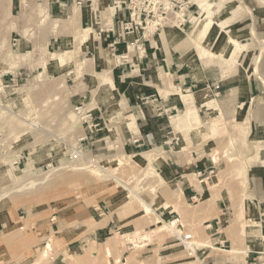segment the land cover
Masks as SVG:
<instances>
[{"label":"rangeland","instance_id":"obj_1","mask_svg":"<svg viewBox=\"0 0 264 264\" xmlns=\"http://www.w3.org/2000/svg\"><path fill=\"white\" fill-rule=\"evenodd\" d=\"M98 1L0 0V264H197L180 233L197 254L209 244L245 264L233 248L264 239V0H209L206 12L195 0ZM150 45L168 57L158 73L175 104L160 118L173 131L132 149L137 115L107 69L137 66ZM178 70L196 86L178 90Z\"/></svg>","mask_w":264,"mask_h":264},{"label":"crops","instance_id":"obj_2","mask_svg":"<svg viewBox=\"0 0 264 264\" xmlns=\"http://www.w3.org/2000/svg\"><path fill=\"white\" fill-rule=\"evenodd\" d=\"M106 1L107 0H99L98 1L99 7L102 8L104 3H106ZM197 4L199 5V3ZM213 10H212V15H213ZM75 15L77 14L75 13ZM114 22L117 23V19ZM202 28H203V22L200 23V27L198 31L200 32ZM112 29L115 32L114 26H112ZM83 32H84V36H82L83 38L82 40H85L92 33V30L83 29ZM192 43H194L196 48L199 50V46L197 45L199 42L197 41L196 38H194ZM148 51H150L149 54ZM117 59L118 58L114 59V62L112 63V67L107 69V72L108 74H112L114 82H116L117 91H118L117 99L124 101L125 104L126 103L130 104L134 108V112L137 115V120L133 115H129V122L126 125V130L128 131H134L138 127V133H136V136H132L131 140L128 139V142H130L129 144H131V148L132 149L134 148L140 149L145 147L150 148L154 145L161 144V142L167 143V137L173 131L171 129L172 126L170 125V121L161 119L160 116L166 114L167 111L166 108L171 110L174 109L173 106L175 103L173 102L172 97L169 96L170 90L171 88L174 87V84L170 81L169 78H167L168 74H162V76L159 75L158 72L161 68H159L158 65L160 61H162L163 63L164 61H166L165 66L167 67L169 63L168 57L166 56L165 53H162L160 47H157L156 45L154 46L150 45L147 47V53L145 54V56L141 58V60L135 67H133V65L130 64V62L127 60H122L121 62L119 60L117 62ZM121 59H124V57L122 56ZM105 70L103 69V71ZM175 76H176L175 84L178 87V90L181 89L184 90L186 89V87H188L187 90H190L191 88H194L196 86L194 81L191 79V77H189L188 75L185 76L180 74V70H178ZM161 77L164 80V83L166 84V88H163V90H162L163 81ZM208 89L210 88H205L198 91L197 94H195L196 95L195 102L199 101L202 96V92ZM162 92L164 94L163 96L161 94ZM181 97L185 106L186 103L184 100L186 99L187 101V97L189 96L182 94ZM154 99L157 100L155 101ZM86 113H87V109L85 111V114ZM94 117L95 116L92 117L93 120ZM172 123H173V119H172ZM261 180H262L261 184H259L258 181H255L254 187L256 191L262 192L263 190L264 193V176H262ZM185 190L186 188H183V192ZM107 222L108 221L105 220H103L102 222H97L102 225H99L96 228L105 226ZM211 235H212L211 240L214 246H217L218 248H224L227 246L229 240L223 237L222 234L219 233V231L214 230V232ZM109 236L110 235H108L107 238ZM106 240L101 244L105 243ZM247 241L248 244L246 245L245 248L247 253L245 255H243V253L241 252V250L243 249H239L237 247L233 248V249H237V251L233 252L232 254L241 255L242 258L245 259V264H259L261 261H263L262 256H264V239H262V237L260 239L252 238V239H248ZM203 245L204 248L201 251H199L198 254H197V246H196V258L198 260L196 262L197 264H237V261H235L232 258L229 260H225L213 255L212 250L207 248V247H211V245L209 244H203ZM232 250H226V251L228 253H231Z\"/></svg>","mask_w":264,"mask_h":264},{"label":"bare ground","instance_id":"obj_3","mask_svg":"<svg viewBox=\"0 0 264 264\" xmlns=\"http://www.w3.org/2000/svg\"><path fill=\"white\" fill-rule=\"evenodd\" d=\"M197 3H198V1H200V7H201V10H202V12L203 11H207V10H210V9H213V7H214V3L213 2H209V0H195ZM113 9V8H112ZM184 15V14H183ZM182 15V16H183ZM211 15H212V12H210V13H205L204 14V18H206L209 22H213L212 21V17H211ZM214 17V16H213ZM177 26H179V25H177ZM153 28V26H150V28L149 29H152ZM119 59V58H118ZM117 62H118V60H117ZM107 74H108V72H107ZM105 78H106V75L104 76ZM102 78V77H101ZM209 93H210V89H208V90H206V91H204V92H202V95H203V97L204 98H206L208 95H209ZM82 108H78V110H81ZM217 156V155H216ZM215 156H213V158H214ZM214 162H217V157H215L214 158ZM244 184H246V183H244ZM245 188H246V186H245ZM181 191H183V189L181 190ZM152 209V208H151ZM149 210V209H148ZM148 212V211H147ZM158 217V222L160 223V222H163V220L159 217V216H157ZM240 218H241V216H240ZM56 219V217H54V219L53 220H55ZM239 219V218H238ZM237 219V220H238ZM240 221H241V219H239ZM239 220H238V222H239ZM166 224V223H165ZM176 224H177V221H174V222H171L170 224H168V228H170L171 230H173L175 233H176V229H175V227H176ZM237 224V223H236ZM239 225V224H238ZM234 226V225H233ZM162 227H164V225L162 226ZM161 227V228H162ZM225 227H226V225H225ZM166 228V227H165ZM167 228V229H168ZM209 228V227H208ZM227 229V228H226ZM232 229V228H231ZM233 229H236V228H233ZM232 229V230H233ZM155 230L156 229H154L153 231L155 232ZM172 231V232H173ZM229 231L231 232V230L229 229ZM154 232H152V235H153V233ZM235 232V231H234ZM233 232V233H234ZM151 233V232H150ZM232 233V232H231ZM182 236H184V235H186V234H190V233H180ZM140 235H142V234H140ZM152 235H150V234H148V236H146V237H149V238H151L152 237ZM156 235V234H155ZM159 235V234H158ZM178 235V234H177ZM138 237V236H137ZM143 237V236H142ZM141 237V238H142ZM146 237H144V239L146 238ZM140 237H138V239H139ZM133 240V239H132ZM135 240V239H134ZM142 240V239H141ZM115 241H116V238H115V236H113V235H110L108 238H107V240H106V242L103 244V246H104V248H105V255H106V257H111L112 256V251H113V245H114V243H115ZM133 242V241H132ZM191 243H192V241H191ZM194 243V242H193ZM189 251L191 250V252L193 253H195L196 254V250H195V248L193 247V244L188 248V247H186ZM87 252H89L88 250H87ZM47 253V251L45 252V253H43V254H46ZM90 253V252H89ZM247 253V251L246 250H244V252H243V255H245ZM91 255H95L94 254V252H92V253H90ZM70 259V261H69V264H72L74 261H76V257H72V258H69ZM118 262H121V260H117ZM116 262V261H115ZM68 264V263H67Z\"/></svg>","mask_w":264,"mask_h":264},{"label":"built area","instance_id":"obj_4","mask_svg":"<svg viewBox=\"0 0 264 264\" xmlns=\"http://www.w3.org/2000/svg\"><path fill=\"white\" fill-rule=\"evenodd\" d=\"M217 89H219V87H217ZM201 174V173H200ZM196 199V198H195ZM57 217V215H54ZM176 221L178 222L179 220L176 219ZM209 228H214V225L212 223L208 224ZM182 232V231H181ZM192 235L191 234H186L184 236H182L181 234L177 235V240L180 241V243H182L185 247H190L192 245L191 241H192Z\"/></svg>","mask_w":264,"mask_h":264}]
</instances>
